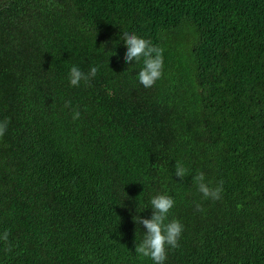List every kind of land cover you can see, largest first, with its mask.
<instances>
[{
    "label": "trees",
    "instance_id": "trees-1",
    "mask_svg": "<svg viewBox=\"0 0 264 264\" xmlns=\"http://www.w3.org/2000/svg\"><path fill=\"white\" fill-rule=\"evenodd\" d=\"M124 30L163 50L150 88ZM0 121V264H152L134 217L164 192L166 264H264V0H0Z\"/></svg>",
    "mask_w": 264,
    "mask_h": 264
},
{
    "label": "clouds",
    "instance_id": "clouds-1",
    "mask_svg": "<svg viewBox=\"0 0 264 264\" xmlns=\"http://www.w3.org/2000/svg\"><path fill=\"white\" fill-rule=\"evenodd\" d=\"M122 35L123 43L127 47L124 60L130 65L142 61L143 66L138 72V80L145 88L154 86L164 74L163 50L132 30H124ZM103 48L104 46L101 49ZM99 71V65L91 67L87 73L82 71L78 65H72L68 72L69 83L71 86L78 87L82 81L88 82ZM67 104H70V101ZM79 117L80 113L76 111L73 119ZM7 127V121H0V136L5 134ZM189 172L190 170L183 163L178 161L175 163V175L177 177L183 179L189 175ZM193 182L197 184L199 192L203 194L205 199L219 200L221 198L222 185L210 186L209 183L205 182V175L202 172L193 176ZM175 203L174 197L167 192L158 193L150 199L151 218H145L141 215L134 217L135 222L142 225L144 229L142 239L136 243L135 252L141 258H149L152 264H166L169 249L179 246L184 225L178 219H169L170 211L174 208ZM0 238L7 240L8 233L5 232Z\"/></svg>",
    "mask_w": 264,
    "mask_h": 264
}]
</instances>
